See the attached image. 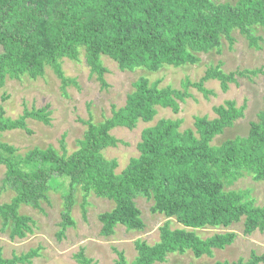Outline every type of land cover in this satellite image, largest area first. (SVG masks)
<instances>
[{
  "label": "trees",
  "instance_id": "1",
  "mask_svg": "<svg viewBox=\"0 0 264 264\" xmlns=\"http://www.w3.org/2000/svg\"><path fill=\"white\" fill-rule=\"evenodd\" d=\"M256 27L264 29V0H235L233 4L218 0H0V87L6 78L28 76L36 79L46 66L60 78L62 89L73 80L63 76L60 59L76 61L83 49L90 72L105 86V68L101 56L110 58L122 72L144 70L157 72L164 66L180 67L198 62V54L219 52L221 41L233 42L237 31L250 46L258 47ZM260 70L251 71L256 75ZM247 71L224 73L219 67H207L198 82L187 78L180 89L159 87L139 76L132 83L123 107L111 109L103 122L86 125L77 148L68 152L60 142L59 150L34 147L23 155L0 141V165L4 166L2 190L14 193L9 203L0 204L2 230L9 228V238H24L33 221L18 214L20 205L39 208L50 190L62 192L59 223L61 237L75 221L71 217L74 192L83 191L113 203L109 211L97 217L100 235L110 236L117 226L127 231H141L144 223L135 199L152 201L150 212L173 218L181 228L171 229L169 221L158 227V241L153 245L134 241L137 256L131 264H159L170 253L192 252L198 258L212 249L230 245L233 232L214 233L200 238L195 229L227 228L243 219L244 234L264 231V205L256 206L247 190H228L236 180L249 175L264 182V110L257 122H250L246 136H236L212 145L211 141L244 115L245 104L233 101L213 108L215 117L196 116L193 128L180 129L181 120L161 118L143 129L137 144L138 156L116 173L115 159H106L103 150L121 141L109 134L114 127L133 129L138 121L150 122L156 108L178 111V101L189 95L191 85L199 92L217 80L223 92L235 76ZM73 83V82H72ZM49 107L25 108L15 119L4 116L0 108V133L21 129L30 133L26 120L45 125L50 122ZM67 179V186L64 180ZM116 264H127L123 253ZM35 250L0 255V264H30ZM77 264H93L82 251L74 255ZM264 254L251 253L244 261H215L212 264H260Z\"/></svg>",
  "mask_w": 264,
  "mask_h": 264
},
{
  "label": "rangeland",
  "instance_id": "2",
  "mask_svg": "<svg viewBox=\"0 0 264 264\" xmlns=\"http://www.w3.org/2000/svg\"><path fill=\"white\" fill-rule=\"evenodd\" d=\"M233 4L235 0H218ZM253 34L259 37L258 47L250 46L247 39L236 30L231 33L233 42L229 44L222 39L220 51H210L198 54V62L193 65L180 67L164 66L154 73L144 70L122 72L117 64L106 56H101L102 74L105 86L99 82L97 75L90 72L84 59L83 49L79 50L76 61L61 58L60 65L63 76L73 80L64 89L60 78L51 67L46 66L44 74L36 79L24 75L18 79L6 78L0 87V108L4 116L10 119L18 118L25 108H40L48 106L50 122L27 119L26 125L30 133L21 129H13L0 133V141L16 149V153L23 155L34 147L46 148L51 146L57 150L63 142L68 152L77 148V141L82 139L86 125L91 119L94 123L103 122L111 116V109L125 105L126 97L133 91L132 83L139 76H146L150 82L158 81L159 87L171 86L180 89L181 82L188 79L198 82L207 67H219L224 73L247 71L246 76H235L236 82L228 84L223 92L217 80H208L203 87L211 93L204 95L193 86L187 88L188 96L183 102L178 101V111L173 113L169 108H156V114L150 122L138 121L133 129L114 127L109 134L121 141L115 147L103 150L106 159H115L116 173L127 165L129 160L138 156L137 144L143 129L152 126L157 120L179 119L180 129L193 128L194 117L206 116L208 119L216 115L214 107L233 101L236 107L245 104L242 118L223 130L211 141L212 145H219L223 141L236 136H246L250 122L258 121V114L264 110V29L256 27ZM260 70L256 75L251 71ZM5 168L0 165V204L9 203L14 193L2 190V179ZM68 180H64L67 186ZM228 190H247L256 206L264 205V182L254 181L249 175H244L227 187ZM83 191L78 187L74 192V205L71 217L74 226L68 227L60 237L59 223L63 209V197L60 190H50L47 201H42L39 208L20 205L18 214L29 217L33 223H28L30 232L24 238H9L10 229L2 230L0 221V255L10 259L13 255H20L36 251L30 264H77L74 255L82 251L84 256L93 264H116L117 253L122 252L127 264H131L137 256L134 241L142 240L149 245L158 241V227L169 222L171 229L181 228L173 218L150 212L151 200L143 197L135 199L136 207L141 212L144 228L141 231H127L117 226L114 233L108 237L100 235L101 223L98 215L109 211L113 203L93 194L85 197V213L82 212ZM233 232V242L223 249H212L211 254H204L198 258L192 252L183 254L170 253L165 261L159 264H212L215 261H246L253 252L264 254V231L255 230L251 234H244L243 219L231 224L227 228L195 229V233L202 239L214 233ZM264 264V262L260 263Z\"/></svg>",
  "mask_w": 264,
  "mask_h": 264
}]
</instances>
